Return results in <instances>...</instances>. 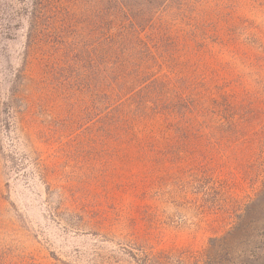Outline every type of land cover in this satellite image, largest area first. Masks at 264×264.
Listing matches in <instances>:
<instances>
[{
  "label": "rangeland",
  "instance_id": "374dc122",
  "mask_svg": "<svg viewBox=\"0 0 264 264\" xmlns=\"http://www.w3.org/2000/svg\"><path fill=\"white\" fill-rule=\"evenodd\" d=\"M29 1L0 0V250L25 264H264V0L207 9L191 45L204 143L141 124L155 148L98 143L87 124L48 133L40 58L22 75ZM17 79L31 103L18 130L3 105Z\"/></svg>",
  "mask_w": 264,
  "mask_h": 264
},
{
  "label": "trees",
  "instance_id": "16d2710c",
  "mask_svg": "<svg viewBox=\"0 0 264 264\" xmlns=\"http://www.w3.org/2000/svg\"><path fill=\"white\" fill-rule=\"evenodd\" d=\"M222 1L30 0L23 8L22 75L29 61L40 58L47 83L35 88L38 98L51 96L48 107L55 112L48 133L69 134L87 124L96 127L98 143L155 148L160 140L148 132L140 135L139 127L158 123L194 134L202 145L206 106L197 86L205 76L194 72L198 51L191 45L205 41L207 9ZM23 86V80H14L3 104L7 125L16 122V130L18 113L30 112ZM25 121L22 139L32 148ZM16 259L0 250V264H25Z\"/></svg>",
  "mask_w": 264,
  "mask_h": 264
}]
</instances>
